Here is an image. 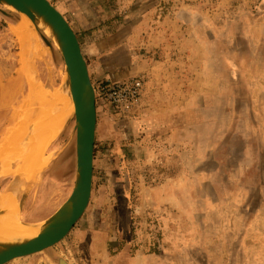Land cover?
<instances>
[{"label": "rangeland", "instance_id": "rangeland-1", "mask_svg": "<svg viewBox=\"0 0 264 264\" xmlns=\"http://www.w3.org/2000/svg\"><path fill=\"white\" fill-rule=\"evenodd\" d=\"M49 1L83 42L94 87L146 85L133 117L96 102L92 195L69 235L9 264H264V0ZM21 20L0 5V157L28 134L32 83L60 88L65 73L42 31L33 46L26 27L24 46L17 39ZM36 41L44 54L32 53ZM75 134L69 121L44 152L23 221L48 218L70 195ZM11 180L0 177V194Z\"/></svg>", "mask_w": 264, "mask_h": 264}, {"label": "water", "instance_id": "water-1", "mask_svg": "<svg viewBox=\"0 0 264 264\" xmlns=\"http://www.w3.org/2000/svg\"><path fill=\"white\" fill-rule=\"evenodd\" d=\"M0 5L18 13L25 22L26 33L29 39L27 47L34 45V38L38 32L37 29H39L58 49L63 59L65 72L61 87L64 90H67L69 87L74 106V114L67 119L62 130L69 121H74L76 131V175L70 195L48 218L37 222H30L36 226L50 224L46 230L31 238L0 247V264H9L14 260L33 256L59 244L69 235L87 210L93 187L97 108L95 89L80 42L63 14L49 0H0ZM46 43H48L47 39ZM31 64L34 68L33 61ZM34 82L31 86L32 92L30 91V97L32 96L33 98L36 84ZM37 117L38 115H36L35 119ZM29 130L26 137L22 139V142L20 139H17L16 142L7 146V153L3 154L2 158L0 157V169L1 163L4 162L5 164L9 161L8 159H14L12 161L14 168L11 172L2 173L0 171L2 173L0 177L11 176L12 178L9 185L0 194V214L4 210L1 198L3 195L9 194L14 202V205L11 206L16 207L21 221H23L22 210L24 204L36 186L35 184L39 177H41L42 172L50 163L49 161L41 170H33V167L29 168L28 153L30 151L32 154L40 153L34 149L42 148V157L45 158L44 152L50 143L56 139L46 140L39 147L41 140L38 139L41 137L40 133L42 129L39 128V131H37L38 128L33 124ZM12 150L16 151L15 156L11 154ZM26 154L28 155L26 156ZM52 216L54 218L51 220ZM58 263L68 264L62 259H59Z\"/></svg>", "mask_w": 264, "mask_h": 264}, {"label": "bare ground", "instance_id": "bare-ground-1", "mask_svg": "<svg viewBox=\"0 0 264 264\" xmlns=\"http://www.w3.org/2000/svg\"><path fill=\"white\" fill-rule=\"evenodd\" d=\"M37 16L40 17L38 14ZM25 27V22L21 20L13 28L14 35L19 41H21L23 46L25 43ZM36 43L37 48L34 50L31 48V51H33L32 53L35 56L40 53L44 54V47H42L38 41H36ZM35 82L34 98L31 96L32 98L30 99V102L27 100L26 105L24 104L28 109V112L27 114H24V117H21L19 132H22L20 135L26 134L28 127H31L33 124L38 128L37 131L41 128V137L38 139L41 140V145L39 146L41 147L42 142L53 140L59 136L67 119L74 114V106L69 87L67 90H64L62 87L54 88L48 85L49 83H41L37 80H35ZM36 115H38L37 119H35ZM17 135H19V133ZM14 136L16 135L9 136L6 139V142L11 141ZM34 150L39 151L40 153L32 154L31 151L28 153L29 156L27 158H29V168L33 167V170H41L48 164L50 157H42V148ZM11 154H14L15 156L16 151L12 150ZM28 154H26V156ZM1 202L2 205H4V210L0 214V247L31 238L46 230L50 225L36 226L33 225L34 223L21 221L16 207L11 206L14 205V202L9 194L3 195ZM53 218L54 216L51 217V220Z\"/></svg>", "mask_w": 264, "mask_h": 264}, {"label": "built area", "instance_id": "built-area-1", "mask_svg": "<svg viewBox=\"0 0 264 264\" xmlns=\"http://www.w3.org/2000/svg\"><path fill=\"white\" fill-rule=\"evenodd\" d=\"M145 85L142 76L116 83H98L94 87L96 102L102 100L119 115L133 117L141 108Z\"/></svg>", "mask_w": 264, "mask_h": 264}, {"label": "crops", "instance_id": "crops-1", "mask_svg": "<svg viewBox=\"0 0 264 264\" xmlns=\"http://www.w3.org/2000/svg\"><path fill=\"white\" fill-rule=\"evenodd\" d=\"M73 29H75V28H73ZM90 36V35H89ZM79 42H80V45H81V49H82V53H83V55H84V57H85V60L87 61V65H88V69L90 70V73H92V70H91V68H92V66H93V62L90 60V57L87 55V53L85 52V50H84V44H83V42L81 41V40H79ZM85 44L86 45H88V47L89 46H92L91 45V43L90 42H88V41H86L85 42ZM91 51V49H87V52H90ZM100 72V71H99ZM102 72V71H101ZM91 75V74H90ZM96 131H97V128H96ZM206 145V144H205ZM93 244H94V246H98V247H100V248H103L104 246H103V238L102 237H97L96 239H95V241H93Z\"/></svg>", "mask_w": 264, "mask_h": 264}, {"label": "trees", "instance_id": "trees-1", "mask_svg": "<svg viewBox=\"0 0 264 264\" xmlns=\"http://www.w3.org/2000/svg\"><path fill=\"white\" fill-rule=\"evenodd\" d=\"M95 155H96V150H95Z\"/></svg>", "mask_w": 264, "mask_h": 264}]
</instances>
